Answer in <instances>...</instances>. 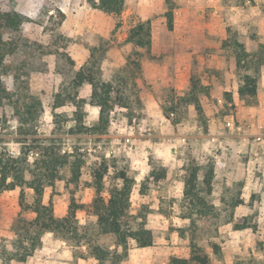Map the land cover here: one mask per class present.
<instances>
[{
  "label": "rangeland",
  "instance_id": "374dc122",
  "mask_svg": "<svg viewBox=\"0 0 264 264\" xmlns=\"http://www.w3.org/2000/svg\"><path fill=\"white\" fill-rule=\"evenodd\" d=\"M169 5L174 19L170 31L165 18ZM0 11L24 18L19 33L6 29L1 36L11 43V54L5 55L2 75L8 99L0 104V152L17 156L31 146L32 161L41 153L40 146L54 141L59 154L69 160L80 155L78 182L74 184L68 167H63L60 179L45 188L42 202H51L56 218L67 215L71 204L77 206L75 224L80 232L106 247L111 240L98 236L91 211L94 173L105 171L103 198L120 186L119 176L124 174L134 183L129 213L144 220L153 243L138 248L129 242L117 248V253L126 254L119 264H168L172 257L188 258L189 222L181 211L188 166L198 167L201 178L215 156L221 157L222 137L210 133L215 128L236 139L225 126L228 120L251 136L264 135V70L257 98H239L234 61L221 47L230 30L250 52L258 51L264 58V0H124L117 30L114 19L92 9L87 0H0ZM145 21L150 22V49L133 48L126 42L127 34ZM80 69L127 98L125 108L111 113L104 133L90 131L99 109L88 103L89 83L74 87ZM56 95L74 97L79 110L69 105L53 111ZM191 95L194 102L187 101ZM32 98L40 102L38 119L21 130L15 111ZM77 111L88 132L72 133ZM249 138L248 146L253 140ZM250 156L242 151L229 158L236 169L243 165L251 179L245 180L241 170L232 184L223 187L220 174H215L210 196L214 214L198 225L195 234V244L210 264H264V168L252 163L247 171ZM24 193L29 206L33 192ZM18 197V190L0 192V251L19 239L29 243L30 232L22 225L35 214L22 209ZM238 225L249 227L236 229ZM69 238L64 241L58 233L43 232L40 246L25 264H95L86 246L77 244L75 236Z\"/></svg>",
  "mask_w": 264,
  "mask_h": 264
},
{
  "label": "trees",
  "instance_id": "16d2710c",
  "mask_svg": "<svg viewBox=\"0 0 264 264\" xmlns=\"http://www.w3.org/2000/svg\"><path fill=\"white\" fill-rule=\"evenodd\" d=\"M168 2L169 0H167ZM87 3L92 9L112 17L115 21L114 30L121 26L120 16L124 9V0H87ZM165 18L167 29L170 31L174 25L171 5L165 13ZM23 21L24 18L16 12L0 11V104L2 100L8 99V91L2 81V75L6 72L5 55L7 52L11 54L9 51L11 43L4 42L1 36L6 29L12 30L15 34L19 33ZM150 30L149 21L139 22L130 28L126 42L130 43L133 48L149 50L151 46ZM221 47L224 54L234 61L235 71L239 76L236 90L238 97L255 100L260 75L264 70V58L258 51L250 52L237 35L230 30L227 31ZM70 63L73 64L72 61ZM85 82L92 87L88 103L99 109L97 122L90 131L104 133L109 126L111 113L115 108H125L127 98L114 92L109 83L99 84L95 82L92 75H88L84 69H80L75 74L74 87H81ZM191 87L192 90L196 87L194 80L191 82ZM113 93L116 94L115 97L112 96ZM30 100V104L24 103L15 111V117L21 130L23 125L28 126L38 119L37 108L40 107V102L33 98ZM187 101L194 102L195 99L191 95ZM69 105H75L79 110L74 97L69 95L60 99V96L56 95L52 110ZM75 116L72 133L88 132V128L81 126L83 115L78 112ZM23 133H25L24 130ZM29 147L31 146L21 149L17 156L0 152V192L18 190L19 206L24 210L29 209L35 214L32 221L22 225L25 232H30L26 237L29 243H24L19 239L3 247L0 251L1 264H25L26 259L40 246V237L45 231L58 233L64 241H69L70 235L75 236L76 243L86 246L94 258L95 264H119L126 254L124 250L117 253L116 249L124 248L129 242H133L138 248L152 246L153 234L151 230L146 228L144 220L138 214L129 213L130 195L134 189L131 179L120 174V186L113 187L108 193V198H103L101 193L105 171L94 173L95 198L91 211L96 216L98 236L111 240L110 247H106L91 239L89 235L80 232L79 227L75 224L77 206L71 204L67 215L63 218H56L53 215L51 202L49 201L48 204L42 202L45 188L52 187L60 179L59 172L63 167H68L74 184L78 182L83 164L81 156L75 155L73 159L69 160L67 155L59 154V146L54 141H49L40 146L41 153L29 161ZM213 178L214 169L212 166L203 172L201 178L198 167L188 166L183 177L181 211H183L182 218L189 222L186 233L189 239L190 253L188 258L172 257L168 264H210V259L195 244V234L198 225L204 223L214 214V205L210 199ZM25 189L33 192L32 202L29 206H25ZM140 191L143 192V190ZM245 227L249 226H235L236 229Z\"/></svg>",
  "mask_w": 264,
  "mask_h": 264
},
{
  "label": "crops",
  "instance_id": "0c3cea01",
  "mask_svg": "<svg viewBox=\"0 0 264 264\" xmlns=\"http://www.w3.org/2000/svg\"><path fill=\"white\" fill-rule=\"evenodd\" d=\"M210 1L215 3L217 0H210ZM211 125H214L215 127V124L213 123V121ZM210 135L211 136L218 135V138L222 137L221 143L223 145L221 157L215 156L214 158V164L212 166L214 169L213 181L215 179V174L217 175V173H219L222 186L225 187V185L232 184V182L235 181L236 177H239V175H241L239 174V172L242 170V168H244V166L237 164L238 166L236 169V166H234L233 162L231 161L229 157H233L235 155L239 156V154H241L242 151L245 153L246 151H249L251 154L249 163L246 166L247 171L250 169L251 165H254L252 163L258 164L257 169L264 168V140H263L264 135L251 136V133L248 134V132L244 136L240 134H235V135L233 134L234 136H231V137L236 138L237 139L236 140V139H231L230 135L229 137L228 136L225 137L224 135L222 136L221 132L216 131L215 128H214V131L210 133ZM249 137H252L253 140H252V143L248 146L247 144L250 139ZM218 142L219 141H217L216 143ZM242 177H244L245 180H249L252 178L250 172L247 173V175L245 176V172L243 170H242ZM212 187H213V183H212Z\"/></svg>",
  "mask_w": 264,
  "mask_h": 264
},
{
  "label": "built area",
  "instance_id": "2783aa9c",
  "mask_svg": "<svg viewBox=\"0 0 264 264\" xmlns=\"http://www.w3.org/2000/svg\"><path fill=\"white\" fill-rule=\"evenodd\" d=\"M225 126L228 130L236 134H240L244 136L247 133L246 130L243 128V126L235 125V123L232 120H228L227 122H225Z\"/></svg>",
  "mask_w": 264,
  "mask_h": 264
}]
</instances>
